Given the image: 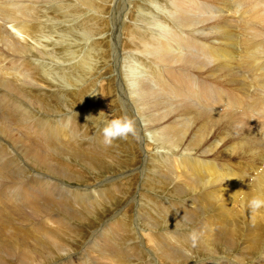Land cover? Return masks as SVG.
<instances>
[{
    "label": "bare ground",
    "instance_id": "6f19581e",
    "mask_svg": "<svg viewBox=\"0 0 264 264\" xmlns=\"http://www.w3.org/2000/svg\"><path fill=\"white\" fill-rule=\"evenodd\" d=\"M79 1L85 6H92L95 0ZM106 1H96L93 7L98 5L100 9ZM111 1L113 0H110L109 4ZM164 1H150L151 6L161 8L156 14L150 6L146 5L149 2L148 0H121V12L126 9L137 10L141 15L135 13L136 20L142 22H147L149 19L150 21L151 19L157 20V26L151 27L127 21L124 22V25L130 26L133 33H122L120 17L119 26L114 31L116 38L114 37V41L109 44L107 50H112V45H114L117 49L118 62H120L113 85L116 96L119 97V100L127 103V106L132 108L135 114L137 112L140 125L152 133L151 140L155 142L154 147H162L166 149V153L152 151L153 143L145 144L143 140L141 141L140 145L143 149L141 164L129 171L130 174L134 173L133 175L138 179L137 189H134V192L138 193L139 197L130 199L137 206L133 217L134 222H131L132 225L125 222L127 221L126 210L121 208V213L116 219V221H119L118 224L106 225L112 220V217H108L96 229L90 230L88 238L80 246L77 244L80 248H78L79 251L72 253L73 245L63 235V232L67 231V228L75 226L69 221L71 218L83 221L85 219H81V217H86L88 214L84 213L83 210L81 216L74 217L73 214L70 217L69 212V215H67V211L66 214L61 213L64 209L62 211L60 209L55 210V205L58 202H56L54 195L51 196V189L58 188L61 182L55 183L57 180H63L64 178L81 180L83 178L75 170L67 171L66 169H72V166L65 167L61 164L62 162H70L69 159H72L71 162L73 163L92 167V163L108 151L107 149L110 150L113 143L110 146L104 145L100 128L93 130V127L88 125L91 120L90 111L97 112L99 116L108 113V111L104 112L107 107L103 98L106 87L103 84L104 81L97 80L101 74L97 73L91 76L88 73L89 66L94 60L92 56L90 57V46H86V43L81 45L77 42L73 43V39L76 41L78 39L76 37L70 38L64 27L67 24L66 22H70L67 20L72 14L81 11H83L85 17L76 25L84 30L93 29L100 20L92 16L93 14L89 8L82 9L78 6V3L72 0H0V108L8 110V112L15 110L17 117L20 119L26 118V120L21 121L22 123L25 121L36 127L33 133L31 128H25L23 133L21 130L16 129L19 124L18 121L10 122L7 125H4V122L0 123V166H5L4 162H7L9 166L13 167L9 172H14H8L9 174L4 176L14 182L6 186L9 180L8 178L5 179L3 188L10 186L11 189L5 193L2 190L3 188L0 187V203H2V199L6 201L0 205V211L4 210L3 212L8 213L0 218V231L4 232L0 236V264H40L41 261L38 260L47 257L56 258L64 264L70 263L75 257L81 259L85 257L86 264H95L86 250L94 252L96 257L105 261L104 264H132L126 260V253L132 254L135 258L139 254L141 255V251L135 248L136 244L141 250H146L149 254V257L145 260L141 257L143 258L141 264H179L181 262L186 264L187 258L204 254L213 255L218 260L219 256H223L220 258L229 261L230 259L223 254L233 245L238 247L237 253L242 255L239 258L236 256L235 263L261 264L260 262L263 260L262 264H264V254H259L256 259L252 258L247 263H245L243 257L244 253L248 251L247 248L250 247L254 249L262 248L264 253V207L251 211L248 207L249 200L244 203L245 207L242 206L243 199L248 197V193L252 188H257L263 194V196L261 194L256 195L259 194L256 192L255 197L259 196L264 199V185L253 179V181L247 182V177H244L246 180L243 177L236 179L235 173L228 167L231 155H235L239 151H242L243 154L244 151L248 152L249 143L256 140L257 137L255 138L252 133L249 134L252 126H258V134L261 138H264V0ZM117 4L119 5V3ZM105 5L108 4L105 3ZM121 12H118V14ZM44 17L47 20H44ZM80 17L78 15L76 18L80 19ZM102 22L103 24L106 22L105 16ZM109 30H111V27ZM122 41L130 45L127 55L123 57L120 50V45L123 44ZM130 42L136 45L133 46ZM197 44L201 48H197L200 47ZM206 44L210 46V50ZM78 46H81V48L78 49ZM62 51L64 53L60 58L67 62L55 60ZM161 51L166 54H160ZM76 52L81 53L76 54ZM134 54H139L142 61L133 58ZM48 55L53 57H47ZM158 56L159 58H157ZM176 59H181L182 62ZM165 61L181 64L184 68L175 69V73L165 67L162 70L153 68V66L160 68ZM7 63L8 65H6ZM159 71H163L165 75ZM192 71L196 73L203 72L213 78L205 80L206 83L194 78L188 79L190 81L188 82L186 74ZM141 73L153 78L151 80L152 86L144 85L145 82H135V79ZM79 74L81 76L78 78ZM168 74H171L169 78L167 77ZM69 78H72L75 83H79L72 86L69 91L74 96L72 97L73 101L84 95L82 97L84 99H81L80 103L83 106L79 104V107H77L71 104L66 107L70 110H64L66 97L55 88L62 89L57 87V82H60L61 85L59 86H63V83ZM97 83L101 87L94 90ZM30 86L36 88L32 93L36 94L35 96L43 102V104L37 103V105L44 107L46 113L43 112L44 117L42 116L41 121H46V123H40L38 116L33 120L31 117L28 120L27 117H23L32 114L30 110L32 105L24 101L26 96L23 98L24 100L18 96L23 93L22 91L30 93ZM90 89H92V93H88ZM164 91L165 93L160 97V93ZM51 92L54 98L49 96ZM149 96H152V98ZM138 111H143L145 114L147 112L165 111L164 115L166 117L168 113L174 114L182 111L185 113V118L180 117L179 122L172 118L171 120H174L175 123L168 125L172 122L166 121L167 124H163L166 117L154 113L152 116L149 115L152 122H147L149 123L147 124V119H141L139 117L141 114L138 115ZM118 112L120 111L118 110ZM134 113L131 115H134ZM60 115L61 118H56ZM12 118L10 119L12 120ZM192 123L199 124L196 129L223 125L228 132H234L231 135L233 138L231 140L228 133L213 140L210 147L207 145V148L199 151L198 149L201 148L199 143L202 138L200 134H197L194 138L191 137L184 143V135L188 126ZM20 127H22L21 124ZM91 129L92 131L88 133ZM27 133L29 134L26 135ZM31 133L32 135H38L37 138H30L32 139L30 142L35 145L33 150L32 144L28 143ZM14 134L20 136L15 143L21 147L20 150L24 151L22 155L25 154L36 163L39 162V167L50 174L33 170L34 168L30 167L29 162L24 160L21 152L13 144ZM77 136L83 138L82 143L85 141L89 144L86 143L80 147L82 143H78ZM36 141L45 143V149L44 146H40L43 148L42 152L44 153H36L38 148ZM114 142H117V140ZM145 147H151V154L156 155L148 156L150 151ZM52 149L55 151H51ZM89 150L91 154H89ZM187 150H192V152H187ZM196 150L199 152L196 153ZM207 154H215L216 160L192 156ZM1 156H4L6 160ZM91 156L94 158H91ZM169 160L170 162L164 163ZM175 161H183L184 165L178 170L172 171L170 166L175 168L177 166L174 164H178ZM97 164V169L100 171L108 169L109 173L119 171L124 167L120 157L116 156L105 161L100 159ZM259 169L257 170L259 171ZM125 173L127 171L120 174L124 175ZM25 174L32 178L24 179ZM142 178L147 185V189L155 183L164 185L165 195H158L155 192L159 190L156 189L147 191ZM250 183L253 185H250ZM99 184H102V182ZM45 186L47 187L46 193L43 192L46 189ZM87 187L90 188L89 185H84L82 189ZM125 187L126 182L112 184L108 189L101 190L99 198L103 201V198L106 199L105 197L110 198V196L116 197L118 194H126L129 191ZM167 187L172 188V191H167ZM234 187L243 188L247 193H242L243 197H240L236 195V188ZM148 192L156 196L153 201L149 199L151 202L141 199V196H150ZM61 193L63 196H61ZM182 194L183 196L179 197ZM56 195L59 200L65 198V203H59L69 204L70 206L75 203L80 205L82 204L80 202L87 199L84 193L63 192L61 190H58ZM99 198L96 197L92 201L94 203L92 206H87L88 212L94 211L98 204L95 205V203L98 202ZM50 203L52 204L50 206L54 207L53 209L49 208ZM27 205H32L36 209L31 219L33 222H37L31 227L24 223L27 219H25V214L21 213L23 209L27 208ZM58 205L57 207H59ZM172 207L174 208L172 210L176 213L185 212V215H193L198 212L200 214L196 220L197 222L186 230L187 233L191 234L190 236L183 231L178 232L171 226L167 228L164 226L169 221H180L173 216L171 211L169 212ZM154 210L162 212L165 210L169 214L161 215V218L157 217L162 221H157V219L151 221L153 214L150 211L155 213ZM10 211L15 212V217L12 216ZM27 211L29 212V210ZM16 213L19 215L17 216ZM142 218H148L147 221H144L143 227L140 226L139 229L132 230ZM15 219L19 222H14V224L9 222L15 221ZM47 221L56 222L50 224ZM120 221L124 222L120 223ZM253 231L256 232V235H252ZM28 233L33 234V236L28 238ZM35 235L38 236L35 237ZM28 239L34 245L32 248H29L31 244L28 246L26 242ZM220 241L226 246L225 251L222 253L220 252L223 246ZM89 243L91 245H88ZM147 243L149 246H147ZM2 255L6 258H3ZM49 260L51 261V259ZM200 261H193L190 264H200ZM206 262V260L201 261L203 264H207ZM208 263L213 264L212 261H208ZM77 264H80L79 260Z\"/></svg>",
    "mask_w": 264,
    "mask_h": 264
},
{
    "label": "rangeland",
    "instance_id": "374dc122",
    "mask_svg": "<svg viewBox=\"0 0 264 264\" xmlns=\"http://www.w3.org/2000/svg\"><path fill=\"white\" fill-rule=\"evenodd\" d=\"M73 2H76V3H78V6L80 7V8H82V9H90V11L92 12V16H94V17H96V18H98L100 21H99V23H97V26H95L94 28L96 29H91V30H84V29H82L80 26L78 27V25H76L78 22L80 23V20H82V19H84V17H85V14L83 13V11H81V12H78V13H74V15L72 14L69 18H68V20L67 21H70L69 23L68 22H66L67 24L65 25V29L68 31V35H69V37L70 38H77L78 40L76 41V40H74L73 39V43H79L80 45L81 44H84V43H86V46L88 45V46H90V51H89V53H90V57L92 56V58L94 59V60H92V63L90 64V66H89V71H88V73L91 75V76H94V75H96L97 73H100L101 74V76L99 77V78H97V80H102V82H103V84H105V87H106V89H105V95L103 96V98H104V100H105V102H106V109H104L103 111L104 112H106V111H108V113L106 112L105 114H102V116H99V115H97V112H93V111H90V108L87 106V109L90 111V113H91V120L88 122V125H89V127H93V130H98L99 128H101L102 127V121H104L106 118H109L110 119V117L112 118L113 116H122V115H126V116H129V118L130 119H132L133 120V122H134V126H135V135H129L127 138H125V139H118L117 140V142H113V144L111 145V149L109 150V149H107L108 151H106L104 154H102L100 157H98L97 159H96V162H93L92 163V167H90V166H86V165H83V164H78V163H73V162H71L72 161V159H69L70 160V162H62L61 164L62 165H64L65 167H68V166H72V169L71 168H67L66 170L68 171V170H75L76 171V173L80 176V177H83L81 180H83V181H81V180H73V179H66V178H64L63 180H57L55 183H60L59 184V186H58V188L56 187V188H54V190H52L51 189V193H52V195L51 196H53L54 195V197H55V199H56V202H58V204H56L55 205V207H56V209L55 210H63V212H61V213H65L66 211V213H67V215H69L70 217H72V215L74 216V217H79V216H81V214L83 213L82 211L84 210V213H87L88 215H86V217H81V219H85V220H83V221H80V220H74V219H72L71 218V220H69L70 222H71V224H75V226H73V227H69V228H67V231L65 230L64 232H63V235L67 238V240L68 241H70L71 243H72V253H74V252H78L79 251V246L81 245V243L85 240V239H87L88 238V236L90 235V230H92V229H96L97 227H98V225L99 224H101V223H103L104 222V220H107L108 219V217L110 218V217H112V222L110 221V223L108 224V223H106V225H115V224H118L119 223V221H116V219H117V217H118V215H120V213H121V208H123V210L125 209L126 210V216H127V221H125L126 223L128 222L129 224H131V222H134L133 221V217H134V212H135V208L137 207L136 206V203L135 202H132V201H130V199H137L138 197H139V195H138V193H135L134 192V189H137V181H138V179H136V176L135 175H133L134 173H132V174H130L129 173V171L131 170V168H134L135 166H139L141 163V159H142V157H143V149H142V146L140 145V143H141V141L143 140L144 141V143L145 144H147V143H150V144H152L153 145V148L151 149V147H145L148 151H150V152H148L149 154H148V156L149 155H156V154H151V150L152 151H159V152H162V153H166V149H164V148H162V147H154V145H155V142L154 141H152L151 139V137H152V133H151V131L150 130H148V129H145L143 126H141L140 125V121H138V119H137V112H136V114L134 113V110L132 109V108H130L129 106H127V103H125L124 101H121V100H119V97H117L116 96V91L114 92V80L116 79V77H117V75H116V70L118 69V67H119V65H120V62H118V55L116 54V52H117V49H116V47L114 46V45H112V50H107L108 49V47H109V44H111L113 41H114V39L116 38V34H114V31L118 28V26H119V23H120V20H119V18L121 17V32L122 33H130V34H132L133 33V29L130 27V26H125L124 25V22H132V23H137V24H142V25H149V26H151V27H156L157 26V20H153V19H151V21H150V19L147 21V22H142V21H138V20H136V18H135V13H138L139 14V11H133V10H128V9H126V10H123L122 12H121V6H120V1L121 0H113V1H111V3L109 4V1L110 0H107L105 3L106 4H108V5H105V3H103V5H102V7L99 9L98 8V5L97 6H94L93 7V5H95L96 4V1H101V0H95V1H93L94 2V4L92 5V6H85V4H81V2L79 1V0H72ZM149 2V4L147 3L146 5H148V6H150L151 8H152V10L157 14L158 12H159V10H161V8H159V7H155V6H151V3H150V1L151 0H148ZM164 1V0H163ZM164 2H166V1H164ZM112 3H114V5H112ZM117 3H119V5L117 4ZM82 6V7H81ZM106 6V7H105ZM120 6V7H119ZM91 7V8H90ZM97 7V8H96ZM119 7V8H118ZM118 9V10H117ZM93 10V11H92ZM86 12H88L87 10H85ZM121 12L120 14H118V12ZM90 13V12H89ZM88 13V14H89ZM83 14V15H82ZM91 14V13H90ZM97 14V15H96ZM78 15H80L81 17H80V19H77L76 17L78 16ZM141 14H139V16H140ZM105 16V18H106V22L103 24V22H102V19H103V17ZM83 17V18H82ZM74 18V19H73ZM44 20H47V18L46 17H44L43 18ZM77 19V20H76ZM58 20H60V19H58ZM72 21H74V22H72ZM77 21V22H76ZM151 22V23H150ZM111 23H113V24H111ZM118 23V24H117ZM107 24H109V25H107ZM70 25V26H69ZM74 25V26H73ZM103 25V26H102ZM105 25V26H104ZM116 25H117V27H116ZM108 26V27H107ZM110 27H111V30H109L110 29ZM116 27V28H115ZM101 28V29H100ZM69 29H71L70 31H69ZM75 30V31H74ZM93 30V31H92ZM113 30V31H112ZM104 31V32H103ZM113 34H111L110 32ZM84 32V33H83ZM89 32V33H88ZM103 34V36H102V34ZM105 33V34H104ZM100 34V35H99ZM72 35V36H71ZM111 36V37H110ZM113 36V37H112ZM233 36V35H232ZM115 37V38H114ZM109 39V40H108ZM82 41V42H81ZM210 41H212L211 39H210ZM96 42V43H95ZM123 42V44L121 43V45H120V50H121V52H122V57L124 56V55H127L126 53H127V51L129 50V47H130V45L128 44V43H126V42H124V41H122ZM72 43V44H73ZM131 43V45H133V46H135L136 44H134L133 42H130ZM97 44V45H96ZM205 44V43H204ZM197 45H199V44H197ZM196 45V46H197ZM207 45V47H208V49L210 50V46L208 45V44H206ZM85 46V47H86ZM200 46V45H199ZM91 47H93V48H91ZM81 48V46H78V49H80ZM98 48V49H97ZM136 48V47H135ZM197 48H201V46L200 47H197ZM104 50H105V53H104ZM110 51V52H109ZM62 53H64L63 51L61 52V53H59V56H57V59H55L56 61H63L64 59H62V58H60L61 57V55H62ZM81 52H76V54H80ZM104 53V54H103ZM111 53V54H110ZM103 54V55H102ZM160 54H166V53H164V52H160ZM100 55V56H99ZM105 55V56H104ZM111 56V57H110ZM47 57H53V56H47ZM46 57V58H47ZM133 58H135V59H137L138 61L139 60H141L142 61V58H141V56L139 55V54H134L133 56H132ZM114 58V59H113ZM116 58V59H115ZM157 58H159V56L157 57ZM51 59V58H50ZM98 59V60H97ZM107 59V60H106ZM45 60V59H44ZM177 61H181V59H176ZM64 61H66V60H64ZM95 61V62H94ZM103 61V62H102ZM110 61V62H109ZM113 61V62H112ZM115 61V62H114ZM67 62V61H66ZM108 62V63H107ZM182 62V61H181ZM110 63V64H109ZM61 64V63H60ZM101 64V65H100ZM104 64V65H103ZM6 65H8V63L6 64ZM97 65V66H96ZM98 66H99V68H98ZM107 66V67H106ZM94 67V68H93ZM96 67V68H95ZM163 67H165L167 70H169V71H172V72H176L175 71V69H178L179 67H183L184 68V66L183 65H181V64H175V63H172V62H170V61H165L164 63H163V66H161L160 68H157L156 66H153V68L155 69V70H157V69H161L162 70V68ZM112 68H114V69H112ZM95 69H96V71H95ZM102 70V71H101ZM238 70V69H237ZM93 71V72H92ZM86 72V71H85ZM159 72H161V73H163V71H159ZM184 73H185V71H183ZM105 73V74H104ZM111 73V74H110ZM164 74V73H163ZM165 75V74H164ZM176 75V74H175ZM81 75L79 74L78 75V78L80 77ZM109 76V77H108ZM171 76V74H168V78ZM102 77V78H101ZM115 77V78H114ZM186 77H187V80L189 79H196V80H200L201 82H205V80H211L213 77L211 76V75H205L203 72H199V73H196V72H187V74H186ZM53 78V77H52ZM72 78H69L67 81H65L64 83H63V86H59V85H61L60 84V82H57L58 83V85H57V87L60 89V88H62V89H60V90H58L57 88H55L57 91H60V92H62L64 95H65V97H66V99H65V101H64V105H65V108H64V110H70L69 108H66V107H69L71 104H74V106H77V107H79V104L81 103V99L83 100L84 98H82V97H80V98H76L74 101H73V98L72 97H74L73 95H72V93L69 91V89L72 87V86H75V84H79L78 82H76L75 83V81L72 79V81H70ZM153 78L151 77V76H149V75H147V74H140L136 79H135V82L136 81H138L139 83H143V82H145L144 83V85H149V86H152V83H151V80H152ZM54 80V79H53ZM188 80V82H190ZM74 81V82H73ZM37 82H38V80H37ZM67 83H69V84H67ZM71 83V84H70ZM206 83V82H205ZM74 84V85H73ZM41 85H43V84H41ZM70 85V86H69ZM100 84H98L97 83V86L94 88V90L97 88V89H100ZM29 89H30V93H26V91H22L23 93L20 95V96H18L19 98H21V99H23L25 96H26V98H24L23 100L24 101H26L29 105H32V106H30V107H32L30 110H31V112H32V114L30 115V116H26V115H24L23 117H27V120L31 117L32 118V120L35 118V117H39V119H40V123L41 122H45L46 123V121H41V119H43V115H44V113H46L45 112V110L43 109L44 107L42 106V105H37V103H40V104H43V102L42 101H40L38 98H37V96H35L36 94H33L32 92H34L35 90H36V88L35 87H33V86H30L29 87ZM46 91H48V90H46ZM166 91V90H165ZM165 91L164 92H162V93H160V97H162V95L165 93ZM25 93V94H24ZM88 93H92V89H90L89 90V92ZM23 95V96H22ZM166 95V94H165ZM32 96V98H30ZM35 96V97H34ZM50 97H52V98H54L53 97V93L51 92L50 93V95H49ZM149 97H151L152 98V96H149ZM68 98V99H67ZM32 99V100H31ZM38 99V100H37ZM56 99H58V98H56ZM179 100V99H178ZM32 101V102H31ZM35 101V102H34ZM38 101V102H37ZM40 101V102H39ZM72 102V103H71ZM67 103V104H66ZM122 105V106H121ZM124 105V106H123ZM58 106H61V105H58ZM73 106V105H72ZM80 106H83L82 104H80ZM115 106V107H114ZM118 106V107H117ZM120 106V107H119ZM35 107V108H34ZM72 108V107H71ZM129 108V110L127 111V109ZM142 108L144 109V107L142 106ZM115 112H114V111ZM118 110L120 111V112H118ZM160 110V109H159ZM3 111H5V112H3ZM14 111V113H12ZM34 111V112H33ZM39 111V112H38ZM102 111V112H103ZM130 111H132L133 113H134V115H131V114H133V113H131ZM6 112H8V110L6 111V110H4L3 108H0V113H1V115H0V123H2V122H4V125H7L8 123H10V122H14V121H18L19 122V124L16 126V129H19V130H21L23 133L25 132L24 131V129L25 128H31V131H32V133L34 132V130H36V127L33 125V124H31V125H29L27 122H25L24 121V123H22L21 121L22 120H26V118L25 119H20L19 117H17L16 116V112H15V110H12V111H9L8 113H6ZM44 112V113H43ZM110 112V113H109ZM112 112H113V115H112ZM141 112V111H140ZM139 111H138V115L139 114H141V115H143V114H145L143 111L140 113ZM35 113V114H34ZM36 113H37V115H36ZM120 113V114H119ZM126 113V114H125ZM154 113H156V114H159V116H165L164 114L166 113L165 111H154V112H147L145 115H143V116H141V115H139V117H141V119H147L146 120V123L147 122H150L151 121V117L149 116L150 114H151V116L154 114ZM182 113V114H181ZM109 114V115H108ZM118 114V115H117ZM122 114V115H121ZM130 114V115H129ZM173 113H168V115H167V117H166V119H165V121L163 122V124H167L166 123V121H170V122H172V123H168V125L170 124H174L175 123V121L176 122H179V120L181 119V118H185V113H183L182 111H179V112H175L173 115H172ZM176 114V115H175ZM12 115V116H11ZM104 115V116H103ZM111 115V116H110ZM172 115V116H171ZM183 117H182V116ZM253 115V114H252ZM11 116V117H10ZM17 118H16V117ZM43 116V117H42ZM179 116V117H178ZM187 116V115H186ZM4 119H2V118ZM5 117V118H4ZM13 117V118H12ZM15 117V118H14ZM62 116L60 115V116H58V117H56V118H61ZM104 117H106V118H104ZM175 117V118H174ZM177 117V118H176ZM181 117V118H180ZM10 118H12V120L10 119ZM55 118V119H56ZM174 119V120H171V119ZM15 119V120H14ZM169 119V120H168ZM177 119V120H176ZM101 120V121H100ZM9 121V122H8ZM184 122H185V120H183ZM152 122V121H151ZM26 123V124H25ZM97 123V124H96ZM99 123V124H98ZM20 124H21V126L22 127H20ZM147 124H149V123H147ZM23 125H24V127H23ZM198 125V126H197ZM251 125V124H250ZM56 126H57V124H56ZM191 126V127H190ZM197 126V127H196ZM18 127V128H17ZM195 127V128H194ZM199 127V124H196V123H192V124H190L189 126H188V128H187V130H186V133H185V135H184V143H185V141H188L191 137L192 138H194V136H196L197 134H200L201 135V142L202 143H204L203 145V147H202V143L200 142L199 143V146H201V148L200 149H198L199 151L200 150H202V149H204V148H207L208 146L207 145H209V147L211 146V144L213 143V140H215V139H217V138H219V137H221V136H224V135H226V134H228L229 133V137H231V135L234 133V132H228L227 131V128L226 127H224L223 125H219V126H217V127H202V128H200V129H196V128H198ZM23 128V129H22ZM191 128V129H190ZM208 128V129H207ZM257 128H258V126H252L251 128H250V133L249 134H253V136L256 138V140L258 139V137H259V139H258V141L256 142V140L255 141H251L250 143H249V151L247 152V151H244V154L242 153V151H239L237 154L235 153V155H231L230 156V158H229V165H228V167L231 169V171H233L234 173H235V177H236V179H240L241 177H247V182L249 181V182H251V181H253V180H256V181H259V183L260 184H262V185H264V138H261L260 137V135L258 134V130H257ZM139 129V130H138ZM204 131H202V130ZM218 129V130H217ZM221 129V130H220ZM209 130V131H208ZM213 130H214V132H213ZM257 130V131H256ZM92 131V129L91 130H89L88 131V133H90ZM146 133H145V132ZM194 131V132H193ZM203 133H202V132ZM209 133H208V132ZM237 131H239V130H237ZM138 132V133H137ZM144 132V133H143ZM196 132V133H195ZM199 132V133H198ZM32 133L30 134V136H29V141H28V143L30 142V140H32V139H30V138H33V137H36L37 138V136L38 135H32ZM216 133V134H215ZM256 133V134H255ZM29 133H27L26 135H28ZM145 134H147V135H145ZM149 134V135H148ZM191 134H192V136H191ZM212 136V138H211V136ZM217 134H220V135H217ZM18 134H14V138H13V141H14V146H15V148L18 150V151H20L21 152V155H22V152L24 153V151L23 150H20V146L17 144V143H15V142H17V140H19V137L20 136H17ZM209 135V136H208ZM87 136H88V134H87ZM134 136V137H133ZM141 136V137H140ZM150 136V137H149ZM186 136V137H185ZM136 137V138H135ZM138 137H140V138H138ZM149 139H148V138ZM205 138V139H204ZM209 140H208V139ZM232 138H233V136L231 137V140H232ZM77 139H78V143H82V141H83V138H80L79 136H77ZM203 140V141H202ZM207 140V141H206ZM148 141V142H147ZM37 142V141H36ZM122 142V143H121ZM139 142V143H138ZM206 142V143H205ZM253 142V143H252ZM86 143H88L89 144V142H83L82 144H81V146L80 147H82L84 144H86ZM117 143V144H116ZM230 144H231V142H229ZM30 144H32V150H33V148L35 147V145L33 144V143H31L30 142ZM37 144H38V148L36 149V153H44V152H42V150H43V148L45 149V143H42V142H37ZM206 144V145H205ZM252 144V145H251ZM229 145V144H228ZM227 145V146H228ZM19 146V147H18ZM42 146H44L43 148H41ZM128 146V147H127ZM14 148V147H13ZM14 148V149H15ZM127 148V149H126ZM156 148V149H155ZM151 149V150H150ZM38 150V151H37ZM130 150V151H129ZM198 150H196V153H198L199 151ZM251 150V151H250ZM51 151H55L54 149H52ZM192 152V150H187V152ZM84 152H86V151H84ZM57 154H60V153H57ZM89 154H91V151L89 150ZM93 154V153H92ZM247 154V155H246ZM61 155V154H60ZM185 155V154H184ZM187 155H189V154H187ZM237 155V156H236ZM242 155V156H241ZM246 155V156H245ZM114 156H116V157H120V160H121V162H122V164H124V167H122L121 168V170H119V171H115V172H113V171H111L110 173H109V171H108V169H105L104 171H100L99 169H97V166H98V164H97V161L98 160H100V159H103V161H105V160H109V159H111V158H113ZM177 156H179V155H177ZM192 156H197L198 158H205V159H208V158H212V159H214V160H216V157H215V154H207V155H192ZM204 156V157H203ZM241 156V157H240ZM1 157H3L4 159H5V157L4 156H1ZM22 157L24 158V160L25 161H28L29 162V164H30V167L33 169V170H37V171H39V172H44L45 174L47 173V174H50V173H48L47 171H45L44 169H42V168H40L39 167V162L38 163H36L35 161H33L32 159H31V157H29V156H27V155H25V154H23L22 155ZM240 157V158H239ZM62 158H63V155H62ZM91 158H94V157H92L91 156ZM261 158V159H260ZM6 160V159H5ZM4 160V161H5ZM172 160V159H171ZM261 163H260V162ZM167 162H170V160L169 161H165L164 163L166 164ZM175 162H177L178 164H174L175 166H177V167H175L174 168V166H170V169H172V171H174V170H178L179 168H181L183 165H184V163H183V161H175ZM172 163H174V162H172ZM4 164H5V166H0V187L1 188H3L4 187V180L6 179L7 180V178H5L4 176L5 175H8L9 173H14V172H9V171H11L12 170V166H9V164H7V162H4ZM36 165V166H35ZM260 165V166H259ZM79 166V167H78ZM179 166V167H178ZM82 167V168H81ZM172 167V168H171ZM251 167V168H250ZM259 167H260V169H259ZM262 167V168H261ZM259 169V171L257 170V169ZM28 170V169H27ZM63 170H64V168H63ZM254 170V171H253ZM124 171H127V173H125L124 175H121L120 173H122V172H124ZM170 171V170H169ZM263 171V172H262ZM9 172V173H8ZM31 172V171H30ZM120 172V173H119ZM255 172V173H254ZM262 172V173H261ZM2 173V174H1ZM29 173V172H28ZM92 173V174H91ZM96 174V175H94V174ZM117 173H119V174H117ZM257 173H258V175H257ZM87 175V176H86ZM118 175H121V176H118ZM246 175V176H245ZM112 176V177H111ZM251 176V177H250ZM259 176H261L260 178H259ZM32 178L31 176H27L26 174L24 175V179H29V178ZM114 177V178H113ZM85 178V179H84ZM111 179V178H113V179H111L110 181H109V179ZM253 179V180H252ZM262 179V180H261ZM2 180V181H1ZM8 180H9V182L8 183H6V186L7 185H9V184H11V183H13L14 181H12V179H10V178H8ZM142 180H143V183H144V185H145V189L148 191V190H152V189H156V190H159L158 192H155V193H157L158 195H160V196H163V195H165V186L164 185H162V184H159V183H155V184H153V185H150V188L149 189H147V185H146V183L144 182V179L142 178ZM42 181H44V180H42ZM81 181V182H80ZM114 181V182H113ZM117 181V182H116ZM148 181V180H147ZM100 182H102V184H99ZM112 182V183H111ZM120 182H126V190L128 189V191L129 192H127L126 194H118V195H120V196H118V195H116V197L115 196H110V198L109 197H105L106 199H104L103 198V201L102 200H100V196L101 195H99L100 193H101V190H104V189H108L110 186H112V184L114 185H116L117 183L119 184ZM128 182V183H127ZM96 184H98V185H96ZM84 185H89L90 186V188L89 187H87V188H83L82 189V187L84 186ZM94 185H96V186H94ZM250 185H253V184H251L250 183ZM249 185V186H250ZM46 187V186H45ZM124 188V189H125ZM234 188H236V191H235V193H236V195H238V196H240V197H243V194L244 193H247L246 191H244V189L242 188H239V187H234ZM11 189V187L10 186H8L7 188H3L2 190L5 192V193H7L9 190ZM69 189V190H68ZM85 189V190H84ZM123 189V190H124ZM167 189V191H169V192H171L172 191V188L170 189V187H167L166 188ZM168 189H170V190H168ZM253 189V190H252ZM250 191H249V193H248V197L247 198H244L243 199V204H242V206H244V203L246 202V200H250V199H252L253 197H255V194H256V192L257 193H259V194H256V195H262L263 196V194L257 189V188H252ZM47 190V187H46V189H44L43 190V192L44 193H46L45 191ZM63 191V192H71V193H81V194H83L84 193V195L86 194V196H87V201L86 200H84V201H82V202H80V203H82V204H77V203H75V204H71V206L68 204H66V205H63L62 203H65L64 202V199L63 200H59V198L57 197V195H56V192L57 191ZM74 190V191H73ZM142 190H143V188H142ZM238 190V191H237ZM243 191V192H242ZM254 191V192H253ZM96 192V193H95ZM91 193V194H90ZM233 194H234V192H232ZM241 193V194H240ZM243 193V194H242ZM148 194L150 195V196H146V197H142L141 196V199H144V200H146V201H148V202H151V201H149V199L150 200H154V198H156V196H154L153 194H150V192H148ZM184 194V193H183ZM183 194L181 195V196H179V197H182L183 196ZM232 194V195H233ZM253 194H254V196H253ZM46 195V194H45ZM96 195V196H95ZM176 195V194H175ZM61 196H63V194L61 193ZM88 196H90V197H88ZM184 196H185V194H184ZM96 197L97 198H99V200H98V202L96 201V203H95V205L97 204V207L94 209V211H90V212H88V207H90V206H92L94 203H92V201L94 200V199H96ZM118 197V198H117ZM89 198V199H88ZM90 198H91V200H90ZM148 199V200H147ZM179 200H181V199H179ZM240 200V199H239ZM239 200H237V201H239ZM4 201H5V199H2V203H4ZM236 201V202H237ZM6 202V201H5ZM59 202H62V203H59ZM88 204H87V203ZM100 202H102V203H100ZM2 203H0V205H2ZM67 203H70V202H67ZM30 204V203H29ZM101 204V205H100ZM105 204V205H104ZM175 204V203H174ZM50 205H52L51 203L49 204V206ZM54 205V204H53ZM57 205L59 206V207H57ZM72 205H74V206H72ZM83 205V206H82ZM233 205V204H232ZM67 206H69V207H67ZM76 206H78L77 208H78V210H77V208H76ZM88 206V207H87ZM27 208L26 209H23V211L21 212V213H24L25 214V219H27V220H25L24 221V223H26V224H28V227H31V226H34L35 225V223L37 222V221H32V219H31V217L34 215L33 213L35 212V208L32 206V205H27L26 206ZM31 207V208H30ZM34 209H33V208ZM65 207V208H64ZM74 207V208H73ZM245 207V206H244ZM49 208H54L53 206H50ZM70 208V209H69ZM98 208V209H97ZM76 209V210H75ZM172 209H174L173 207L171 208V210H169V212L171 211V213L173 214V216L175 217V218H177L178 220H180V221H172V222H167V223H163L164 224V226L167 228V227H172L173 229H175V230H178V232H181V231H183L185 234H188L189 236L191 235L190 233H187L186 232V230L187 229H189L195 222H197L196 220H197V218L200 216V214L198 213V212H196V213H194L193 215H185V212H183V213H176V212H174ZM27 210H29V212L27 211ZM31 210V211H30ZM69 210V211H68ZM71 210V211H70ZM74 210V211H73ZM81 210V211H80ZM247 210V209H246ZM4 211V210H3ZM3 211H0V218L1 217H4L3 215H6V214H8L7 212H3ZM33 211V212H32ZM155 211V213H153L152 211H150L152 214H153V217H151V221H154V219H157V221H162V219H160L161 218V215H168L169 214V212L168 213H166L165 212V210H164V212H162V211H156V210H154ZM11 212V214H12V216L13 217H15V212H13V211H10ZM32 212V213H31ZM68 212H69V214H68ZM98 212H102L101 214L100 213H98ZM130 212H133V213H130ZM243 212H245L244 210H243ZM53 213V212H52ZM65 213V214H66ZM130 213V214H129ZM33 214V215H32ZM132 214V215H131ZM16 215L18 216L19 214L18 213H16ZM31 215V216H30ZM51 215H54V214H51ZM88 216V217H87ZM130 216H132V217H130ZM27 217V218H26ZM104 219H103V218ZM105 217H106V219H105ZM157 217H160V218H157ZM241 218H243V216H241ZM113 219H114V221H113ZM129 219H130V221H129ZM132 219V220H131ZM34 220V219H33ZM148 220V218L147 219H141L137 224H136V226L135 227H133L132 228V226H131V228H132V230L133 229H139L140 228V226L141 227H143V224H144V221H147ZM194 220V221H193ZM18 220L17 219H15V221H9L11 224H14V222L15 223H18L17 222ZM103 221V222H102ZM22 222V221H21ZM48 223H50V224H53L54 222H56V221H47ZM78 222V223H77ZM122 222H124V221H120V223H122ZM199 222V221H198ZM79 223H81V224H79ZM153 223V222H152ZM33 224V225H32ZM79 224V225H78ZM110 225V226H111ZM132 225V224H131ZM76 226H78V227H76ZM27 227V228H28ZM81 228V229H80ZM73 229H76V230H74L73 231ZM253 233V234H252ZM251 234L252 235H256V232H252ZM4 234V232H1L0 231V236H2ZM31 236H33V234H31V233H28V235H27V237L28 238H30ZM36 236H38V235H35V237ZM71 236H73L71 239H70V237ZM78 236V237H77ZM26 237V238H27ZM79 238V239H77V238ZM98 240V239H97ZM30 241V242H29ZM26 242L28 243V246H29V244H31L30 246H29V248H32V246H34V245H32V243H31V240H26ZM123 242V241H122ZM220 242H222V241H220ZM219 242V243H220ZM234 242H235V239H234ZM79 246H78V245ZM88 245H91V243H89ZM137 246H135V248L137 249V250H139V251H141V255L139 256L138 255V257H134L132 254L130 255V254H128V253H126V257H127V261L128 262H130V263H132V264H141L142 262H141V259H143L144 258V260L145 259H147L148 257H149V254L146 252V250H141L140 249V247L138 246V244H136ZM147 246H149V244L147 243ZM218 246H219V244H218ZM222 246H223V249L221 250V252L220 253H222L223 251H225V248H226V246L224 245V243L222 242ZM139 247V248H138ZM79 248V249H78ZM186 248V247H185ZM188 248V247H187ZM135 249V250H136ZM248 249V251L246 252V253H244V255H243V257H244V260H245V263H247V262H250L251 260H252V258H254V259H256L257 258V256L259 255V254H264L263 252H262V248H257V249H254V248H252V247H250V248H247ZM87 252H88V254H89V256L91 257V259H93L94 260V262H95V264H104V260H102V259H100V258H98V257H96L95 256V253L94 252H92L91 250H86ZM238 252V247H235V245H233L232 247H229V250L228 251H226V253L225 254H223V255H226L230 260L228 261V260H226V259H224V258H220V257H223V256H219V260L218 259H215L216 257H213V255H209V254H204V255H199V256H193V257H189V258H187L186 259V264H190V263H192L193 261H204V260H206L207 262V264H209L208 263V261H212L213 262V264H237V263H235L236 262V260H237V257L236 256H238V258L240 257V256H242V255H240L239 253H237ZM261 252V253H260ZM220 253H218V254H220ZM128 254V255H127ZM143 254V255H142ZM249 254V255H248ZM147 255V256H146ZM210 256H212V257H210ZM2 257L3 258H6V257H4L3 255H2ZM141 257H143V258H141ZM242 257V258H243ZM78 258V259H77ZM75 257V258H73L72 259V261H70V263H65V264H71V263H76L77 264V261L79 260V263L80 264H82V263H84V264H86L85 262H87V261H85V257H82V259L80 258V257ZM125 258V257H124ZM49 259H51V261L49 260ZM207 259H210V260H207ZM81 260V261H80ZM82 260H84L83 262H82ZM130 260V261H129ZM249 260V261H248ZM38 261H41V263L40 264H44L45 262H46V264H47V262H49L48 264H64V263H61V262H59V260H57L56 258H51V257H47L46 259L44 258V259H42V260H38ZM58 263H57V262ZM133 261H135V262H133ZM201 261H200V264H203V263H201ZM263 261V260H262ZM262 261L260 262L261 264H262ZM185 263V262H184ZM199 263V262H198ZM179 264H182V262L181 263H179ZM195 264H197V263H195Z\"/></svg>",
    "mask_w": 264,
    "mask_h": 264
},
{
    "label": "clouds",
    "instance_id": "9594fccd",
    "mask_svg": "<svg viewBox=\"0 0 264 264\" xmlns=\"http://www.w3.org/2000/svg\"><path fill=\"white\" fill-rule=\"evenodd\" d=\"M102 143L110 146L118 139H125L129 135H135L134 122L126 115L113 116L102 121L100 128ZM248 207L251 211H256L264 207V199L259 196L253 197L248 201Z\"/></svg>",
    "mask_w": 264,
    "mask_h": 264
}]
</instances>
